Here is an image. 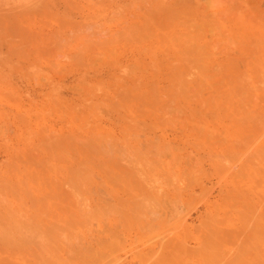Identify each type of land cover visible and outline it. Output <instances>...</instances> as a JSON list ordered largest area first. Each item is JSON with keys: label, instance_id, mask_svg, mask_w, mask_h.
Listing matches in <instances>:
<instances>
[{"label": "rangeland", "instance_id": "374dc122", "mask_svg": "<svg viewBox=\"0 0 264 264\" xmlns=\"http://www.w3.org/2000/svg\"><path fill=\"white\" fill-rule=\"evenodd\" d=\"M0 264H264V0H0Z\"/></svg>", "mask_w": 264, "mask_h": 264}]
</instances>
